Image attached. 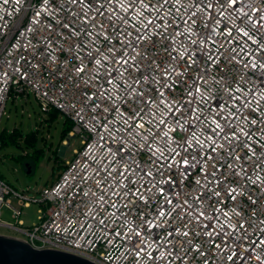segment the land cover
Listing matches in <instances>:
<instances>
[{
    "label": "built area",
    "instance_id": "obj_1",
    "mask_svg": "<svg viewBox=\"0 0 264 264\" xmlns=\"http://www.w3.org/2000/svg\"><path fill=\"white\" fill-rule=\"evenodd\" d=\"M130 2L0 0V120L9 98L33 93L43 111L55 108L69 118V137L80 140L57 180L42 190L43 207L30 226L21 217L30 199L0 177V227L23 233L34 248L66 251L96 264H153L151 256L155 264H264V27H257V20L264 24V0H236L235 6L229 0H135L134 10ZM121 57L132 67L113 63ZM109 73L117 77L110 83ZM173 101L175 115L168 106ZM149 108L156 125L144 116V129L133 127L130 135L121 114ZM162 118L168 127L158 123ZM176 121L188 132L177 127L164 136ZM229 121L236 138L217 139L213 152L209 127ZM158 128V143L166 139L169 148L185 135L194 141L191 155L181 152L175 161L185 156L191 165L196 156L200 162L158 171L144 139L151 141ZM129 160L151 168L156 178L153 187L150 177L127 173L132 191L151 188L149 203L122 198L119 189L109 200L108 181L100 177L111 171L127 184L116 170L128 169ZM99 196L107 203H98ZM185 200L183 208H174ZM158 205L168 214L158 216ZM4 207L14 222L2 219ZM134 244L149 256L137 257Z\"/></svg>",
    "mask_w": 264,
    "mask_h": 264
},
{
    "label": "rangeland",
    "instance_id": "obj_2",
    "mask_svg": "<svg viewBox=\"0 0 264 264\" xmlns=\"http://www.w3.org/2000/svg\"><path fill=\"white\" fill-rule=\"evenodd\" d=\"M64 121L65 116L60 113L51 118L49 112L43 111L33 93L24 97L20 95L18 98H9L6 103L5 113L0 120V131L16 128L22 133V137L16 143L0 146V177L17 192L22 193V196L30 199V206L25 207L21 215L26 226L38 221V209L43 207L42 190L57 180L66 160L73 157L74 149L80 146L79 138L69 135L61 142ZM31 131L38 136L36 147L42 149L43 154L33 165L32 172L28 173L24 161L15 157L23 151L33 155L34 148L26 146L24 141V135ZM43 136L46 137V142L42 139ZM12 205L18 206L17 198H12ZM2 219L14 222L9 208H3ZM0 234L24 236L23 233L8 227H0Z\"/></svg>",
    "mask_w": 264,
    "mask_h": 264
},
{
    "label": "snow or ice",
    "instance_id": "obj_3",
    "mask_svg": "<svg viewBox=\"0 0 264 264\" xmlns=\"http://www.w3.org/2000/svg\"><path fill=\"white\" fill-rule=\"evenodd\" d=\"M164 2L168 3L169 0H164ZM229 2H230V4L232 6L236 5V0H229ZM140 3H144V0H140ZM134 8H135V0H132V2H130V4H129V9L130 10H134ZM257 11H260V10L257 9ZM249 19H251L250 16H249ZM122 22H126V18H124ZM148 23L152 24V21L149 20ZM193 23H195V21H193ZM242 23H243V21H242ZM152 26L155 27L154 24H152ZM133 27H135V26L133 25ZM257 27H264V24H262L260 22V20H257ZM228 34L231 35V31L230 30L228 31ZM129 35H130V33H129ZM243 35L247 36L248 34L247 33H243ZM143 37H144V34H140V35H138L136 37V39L139 41V40H142ZM129 45H130V42H129ZM129 45L125 46V49H124L125 51L127 50V47ZM132 47H134V46H132ZM96 63L99 65L101 62L99 60H97ZM113 63L119 64L120 66L128 65L129 67H132V65H129V59L128 58H124V57H121L120 59L114 60ZM125 70H127V69H125ZM77 71L78 72H82L83 71V67L78 68ZM116 78L117 77H115V76H111L110 73L108 74L109 83L111 82V80L116 79ZM165 87H171V86L166 84ZM197 90L199 91V88H197ZM133 91H134V89H133ZM140 95L142 96L143 93H140ZM189 95H191V93H189ZM160 96L161 97L164 96L163 91L160 92ZM89 98L90 99H94L95 97L92 96V97H89ZM233 99H239V98L238 97H233ZM152 102H153L152 100H148L147 101V103H149V104L152 103ZM160 103H165V101L164 100H160ZM172 103H175V102L173 101V102H169L168 103V106H169L170 109H171ZM189 103H192V101H190ZM247 103H250V101L246 100L245 104L241 105V107H245L247 105ZM157 108H159V104H157ZM171 110L173 112V115H175V113L177 111H179V109H171ZM116 111H119V109H116ZM216 115L218 116L219 113H217ZM144 116H149L150 122L153 125H156L157 121L155 120V117L152 115L150 108L147 111H143V110L134 111L133 114L130 115V116H125L124 114H121V119L127 125L126 131H129L130 135L132 134L130 130L133 129V127L144 129V123H143ZM192 119H196V120L199 121L201 118L200 117H192ZM204 119H207V117H204ZM215 119H216V117L213 116V120H215ZM219 119L220 120H227L228 117L220 116ZM129 121H131V123H129ZM158 123L163 125L165 128L168 127L167 126V122H166V120L164 118H162ZM253 123H255V121H253ZM190 126L194 127L193 125L189 124V127ZM177 127H179L185 133L188 132L187 128H184V126L182 124H180L179 121H176V127L168 128V132H165L164 136H167L169 132H176V128ZM225 127H227L229 129V131H225ZM162 131H163V128H158L157 131L151 132V136H152V140L151 141H148L146 137L144 138L145 139V145H146L145 151L151 153L152 157H156L155 159L152 160V164L158 166V169H157L158 171L160 169H162V168H165V167L166 168H171L173 163H176V165L178 167H182L184 169H189L191 167H194L196 163L200 162L199 160H197L196 156H192V160H193L194 163L191 164V165L189 164V161H188V159L185 156H181L180 161H175L174 157L175 156H180L181 152H184V153H187L188 155H191V153H188V147H190L194 143V141H191L189 139V137L187 135H185V136L182 137V141H183L182 143L177 144L176 147L169 148L168 140H166V139L163 141V144L158 143V141L161 139L159 133L162 132ZM208 132H209V137L212 140V145L213 146H212L211 150L213 152L216 151L215 145H216L217 139H219V140H228L229 136H231L233 139H235L236 135H237L235 131L231 130V122L230 121H229L228 125H221L219 122H217L215 128L209 127ZM221 132H223L224 134L221 135L220 134ZM193 135H195V133H193ZM173 143H175V139L174 138H173ZM153 144H156V148L155 149H153ZM198 146H199V148L203 149L204 144L203 143H198ZM177 148H179L180 151H177ZM166 152L168 153L167 155H165ZM161 157H163V161H161ZM211 158L212 157L209 156V159H211ZM164 161H167V163H164ZM204 163H207V161H205ZM129 165H130V167L128 169L123 170V171L116 170L117 171V176H119L121 180H127V184H123L122 185L120 183V181L117 180L116 177L112 175L111 171L107 172L105 176L100 177L101 180L108 181L105 184V188L111 189V191L108 193L109 200L111 199L112 195L116 194V190L119 189L122 192V198H127V197L131 196V197H136L137 199L143 200L144 203H149L150 197L147 196L146 193H149L151 191V188L145 187L143 191H140V187H137L135 191H132V189L129 186L131 184H133L134 181L128 179L127 173L131 171V172H135L137 175L142 174L143 177H150L151 178L150 183L154 187V186H156V178L152 175L151 168H148L146 170L145 168H142L139 165L133 166L132 163H131V160H129ZM160 174L161 175L163 174L162 171L160 172ZM188 174L189 173L186 172V171L181 173L182 176H186ZM212 175H215V172H213ZM97 182H99V181H97ZM219 182L220 181H217L216 183H219ZM197 183H199V180H197ZM163 191H164L163 189H160V192H161L162 195H163ZM232 191H235V190L233 189ZM215 194L217 196H219L220 193L216 192ZM228 194L231 195V192H229ZM85 195H88V194L85 193ZM201 195H203V193H201ZM199 198H200L199 195L196 196L197 200H199ZM233 199H235V196H233ZM97 202L100 203L101 205H103L104 203H107V201H105L104 196L97 197ZM127 203L131 204V203H134V201L132 199H128ZM167 203L171 204L172 200L169 199L167 201ZM217 203L218 204L219 203H223V201L222 200L221 201H217ZM185 204H187L186 200L183 203H177L176 205H174V208H176V207L183 208ZM184 210L185 211H189V209H184ZM167 214H168L167 209L164 208L163 206H159L158 205L157 215L158 216H164V215H167ZM121 215H126V214L125 213H121ZM177 215H180V213H177ZM203 215H204L203 212L199 213V215L196 216L197 221H199L200 217L203 216ZM220 215H227V213L226 212H221ZM94 218H95V213L93 214V219ZM145 223H148V221H145ZM204 226L208 227V225H204ZM240 227H243V224H241ZM133 231H134V234L136 236L140 235L139 231H135V230H133ZM213 231H214V229H213ZM217 234H219V233H217ZM116 235L119 236L120 233L117 232ZM169 235L171 236L172 233H169ZM183 235L184 236H188V232H184ZM206 235L211 236L212 232H208V233H206ZM132 247H133V250H135L136 256L139 257L140 259H144L145 257L149 256V254L146 251V248H138L137 245H135V244ZM216 247L219 248L220 245H216ZM141 252H144L145 256H143V257L140 256ZM233 255H235V254H233ZM149 258H151L153 260V264H155L156 258L154 256H151ZM228 259L231 260L232 256H229Z\"/></svg>",
    "mask_w": 264,
    "mask_h": 264
},
{
    "label": "water",
    "instance_id": "obj_4",
    "mask_svg": "<svg viewBox=\"0 0 264 264\" xmlns=\"http://www.w3.org/2000/svg\"><path fill=\"white\" fill-rule=\"evenodd\" d=\"M30 167L28 172H30ZM0 264H96L57 249H37L19 236L0 234Z\"/></svg>",
    "mask_w": 264,
    "mask_h": 264
},
{
    "label": "trees",
    "instance_id": "obj_5",
    "mask_svg": "<svg viewBox=\"0 0 264 264\" xmlns=\"http://www.w3.org/2000/svg\"><path fill=\"white\" fill-rule=\"evenodd\" d=\"M47 112L50 113L51 118L57 116L60 113L59 110L55 108H52ZM72 126H73V122L69 118L65 117L62 134H61V142H63L66 139V137L69 135L72 129ZM20 137H22V133H20L16 128L13 130H8L6 128L2 129L0 131V146L9 144V143H12V144L16 143ZM37 139H38V136L35 134L34 131L26 133L24 135L25 144L26 146L33 147L34 153L31 156L29 152L23 151L22 153H20L18 156L15 157L16 159L24 161L27 171H28V168L30 167L31 170L28 173L32 172L33 165L36 164V161L43 154L42 149H38L36 147ZM42 139L46 142L45 136H43Z\"/></svg>",
    "mask_w": 264,
    "mask_h": 264
}]
</instances>
